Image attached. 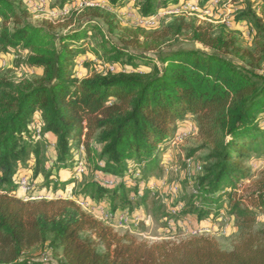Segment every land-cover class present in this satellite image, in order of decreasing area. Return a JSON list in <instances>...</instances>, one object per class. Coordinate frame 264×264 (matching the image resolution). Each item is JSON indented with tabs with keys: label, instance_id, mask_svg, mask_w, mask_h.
<instances>
[{
	"label": "trees",
	"instance_id": "obj_1",
	"mask_svg": "<svg viewBox=\"0 0 264 264\" xmlns=\"http://www.w3.org/2000/svg\"><path fill=\"white\" fill-rule=\"evenodd\" d=\"M75 1L57 0L56 7L65 11ZM182 1L192 0H136L134 8L147 19ZM200 1L206 9L214 0ZM130 2L83 0L105 7L73 9L74 27L56 36L22 22L16 6L0 0V58L16 54L23 69L41 73L19 84L0 79V264H264V231L253 229L264 214V177L244 189L246 196L240 194L253 178L245 164L264 159V21L257 14L264 1L256 6L244 1L231 27L183 21L162 33L130 27L124 30L130 40L119 44L109 35L120 29L116 13ZM242 25L250 27L253 49L240 46ZM185 29L203 49L163 50L147 43ZM87 56L119 71L98 73V65L79 79L75 70ZM190 119L209 154L178 218L200 223L211 217L215 223L227 213L245 230L231 251L207 236L148 245L118 234L75 202L18 197L29 165L33 182L41 177L39 188L58 194L77 182L84 158L77 197L114 212L142 207L149 186L139 192L127 178L139 174L138 181L147 183L161 172L164 155ZM47 145L55 151L49 162ZM110 178L121 181L108 187ZM134 195L141 197L136 204L130 202ZM37 247L55 263L44 254L27 256Z\"/></svg>",
	"mask_w": 264,
	"mask_h": 264
},
{
	"label": "rangeland",
	"instance_id": "obj_2",
	"mask_svg": "<svg viewBox=\"0 0 264 264\" xmlns=\"http://www.w3.org/2000/svg\"><path fill=\"white\" fill-rule=\"evenodd\" d=\"M17 8L18 15L22 22L28 23L35 27H42L52 34L58 36L65 33L67 30L73 28L71 22L72 16L71 11L73 9H80L83 3V0H76L75 3L65 11L60 10L56 7L57 0H10ZM244 1H250L254 6L260 4L264 0H221V3L210 15L197 14L196 15H187L182 14L178 17L176 16H166L162 20L161 24L157 29L148 30V33H162L165 31L166 27L174 24L184 22L185 25L196 24L197 26L204 27H213L217 28L221 24H226L231 27L232 20L237 10H244L245 6L243 5ZM191 1H182L179 6L182 5L185 7V4L190 3ZM105 7L104 3H101ZM135 2L133 0L126 6V8L120 12H117V19L119 23V30H116L114 34H110L109 37L114 42L122 44L124 41H129V36L124 32L126 28L134 27V17H138L135 8ZM258 16L264 21V10L258 11ZM100 26L105 28V25L100 22ZM11 28H14L15 25L12 23ZM106 29V28H105ZM244 36L240 37V46L245 49H253V34L250 35V27L242 25L238 27ZM143 43L144 40L141 39ZM152 47L171 50V49H203V46L194 42L192 39V34L187 29L183 30L181 33H170V34H159L148 39L147 42ZM151 54L154 52H150ZM19 59V60H17ZM20 57L17 58L16 54L7 56L6 58H0V79H5L11 83L19 84L24 80H36L40 78L41 73H34L33 71H27L22 68L20 62ZM87 62L93 63L91 68L85 69L84 64ZM98 73H104L105 66H102L101 62H98L94 56L84 57L79 63L75 70V76L79 74V78L88 77L92 69H96ZM179 141H176L170 149L166 152L162 160V171L157 172L153 178H151V183L157 185L158 192L156 195L150 194L148 202L142 207L135 208L133 210L142 209L151 220L146 224H141L137 229H120L112 228L115 232L120 235H130L138 242L147 243L152 245L154 243L160 242H173L178 243L180 241L192 238L188 235L185 230L178 229L177 234L174 236L166 235L164 233L165 218L167 216L168 210L170 208H176L179 205H185L184 196L190 195L194 185L188 180L187 175V162L192 160L194 164H199L205 166L204 159L209 154V148L204 145L202 142L197 125L193 119L188 120L184 123L177 134ZM176 138V140H177ZM45 158L51 161L55 156V151L51 146L47 145L45 148ZM193 153V157L190 158V155ZM256 165L255 170H252L253 178L244 183L240 188L241 196H246L247 192H243L244 189L250 186V183L258 181L264 177V163L262 160H254L247 162L245 167H250ZM24 171L25 174L29 177L33 185H35L36 192H43L46 190L52 189H40L39 186L42 185V178L33 182V166L29 165V169ZM83 181V178L81 179ZM81 181V183H82ZM80 183L76 184V189L74 193L76 196L78 190L80 189ZM179 188L178 197L172 199L171 189L173 187ZM52 193H56L52 190ZM22 194H18L20 198ZM141 199V198H140ZM140 199L135 202H130L136 204ZM89 200H91L89 198ZM195 222V221H193ZM216 225L218 231H210L199 234V236H207L215 239L220 245L222 250L231 251L233 247L242 240L245 230L244 227L239 225L238 222L229 217L227 213H224L221 219L218 222L212 223ZM253 229L255 231H264V214L259 215L255 223L253 224ZM194 236V237H199ZM45 249L42 247H37L28 252L27 256L40 259L44 254ZM49 260L52 263H55V259L52 258V255L49 253L47 255Z\"/></svg>",
	"mask_w": 264,
	"mask_h": 264
},
{
	"label": "built area",
	"instance_id": "obj_3",
	"mask_svg": "<svg viewBox=\"0 0 264 264\" xmlns=\"http://www.w3.org/2000/svg\"><path fill=\"white\" fill-rule=\"evenodd\" d=\"M136 0H133V3ZM200 0H192L190 3L185 4V7L182 5L167 9V10H160L157 14L152 16L151 18L147 19H141L139 17H134L135 23L134 27L136 28H142L145 30H153L157 29L159 25L161 24L162 20L165 19L166 16H176L182 14L187 15H196L197 14H203V15H210L216 7L219 6L221 3V0H214L213 3L206 9H203L200 7ZM98 6V7H104L101 4H89V3H82V6ZM119 71L117 68L113 66L105 65V71L104 73L107 74L110 73H116ZM78 75H76L77 78ZM84 79V78H79ZM42 136L40 133L37 135V140H41ZM176 141H179V138H177ZM81 151H84V147L81 148ZM262 163H264V159L262 160ZM257 166H252V170H255ZM86 172L85 168V161L84 158L81 159L80 164L77 167V182L73 184L70 188L65 190L64 192H60L58 194L52 193V190H46L43 192H36L35 185H33L27 175H24L19 180V194H22L20 199H22L25 202H40V201H53V200H68L75 202L78 206H80L85 212L93 215L96 219L99 221L107 224L108 226L112 228H120V229H137L139 225L141 224H147L151 218L145 214V212L142 209L137 210H118L116 212L112 211L110 208L101 205V204H92L91 201L88 200H82L81 198L77 197L74 193V190L76 189V184L81 183V176ZM204 172L203 165L194 164L192 160H189L187 162V175L188 180L192 183V185H195L198 177H200ZM131 173V172H129ZM140 178L139 174H135L133 178H127L128 183L131 185H138L139 192H141V189L145 187L147 184L150 188V192L152 195H156L158 192L157 185L151 183V179L144 183L143 181H138ZM121 179L117 178H110L105 180V185L108 187H117L119 185V182ZM178 186L173 187L171 189L172 199H176L178 197ZM140 195H134L131 197V202H135L136 200L140 199ZM184 208V205H179L176 208H170L168 210L167 216L164 219L165 226H164V233L166 235L174 236L177 234L178 229L185 230L186 233L192 237L199 236V234L207 233L210 231H218V228H216V225L212 224V218L210 217L207 220H204L200 223L193 222L194 220L190 217L186 218H178L179 214L182 212ZM49 253L47 250H45L44 258L48 259Z\"/></svg>",
	"mask_w": 264,
	"mask_h": 264
}]
</instances>
